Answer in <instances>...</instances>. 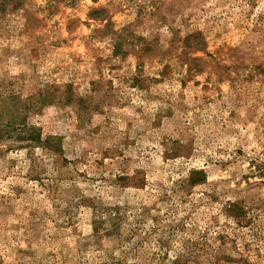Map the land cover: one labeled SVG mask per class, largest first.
Segmentation results:
<instances>
[{
    "label": "rangeland",
    "instance_id": "obj_1",
    "mask_svg": "<svg viewBox=\"0 0 264 264\" xmlns=\"http://www.w3.org/2000/svg\"><path fill=\"white\" fill-rule=\"evenodd\" d=\"M21 3L0 264H264V0Z\"/></svg>",
    "mask_w": 264,
    "mask_h": 264
},
{
    "label": "trees",
    "instance_id": "obj_2",
    "mask_svg": "<svg viewBox=\"0 0 264 264\" xmlns=\"http://www.w3.org/2000/svg\"><path fill=\"white\" fill-rule=\"evenodd\" d=\"M21 2H22V0H0V13L6 12L8 4L13 5L12 9H14V10L18 9L20 7V5L22 4ZM14 116L15 115L12 116L13 118L11 120L15 119ZM35 137H36V135L33 138H35ZM39 140H40V137H39ZM57 150H59V149H57Z\"/></svg>",
    "mask_w": 264,
    "mask_h": 264
}]
</instances>
